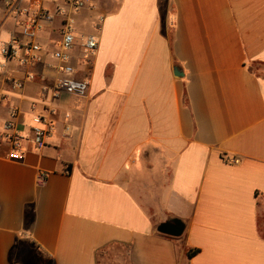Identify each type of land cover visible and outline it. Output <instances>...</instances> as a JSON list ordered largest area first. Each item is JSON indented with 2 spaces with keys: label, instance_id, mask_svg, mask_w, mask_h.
I'll return each instance as SVG.
<instances>
[{
  "label": "crops",
  "instance_id": "crops-1",
  "mask_svg": "<svg viewBox=\"0 0 264 264\" xmlns=\"http://www.w3.org/2000/svg\"><path fill=\"white\" fill-rule=\"evenodd\" d=\"M90 2L84 97L53 98L43 64L0 69V131L12 107L25 136L48 108L56 126L21 160L0 149V264H264V0ZM176 219L182 236L158 231Z\"/></svg>",
  "mask_w": 264,
  "mask_h": 264
},
{
  "label": "built area",
  "instance_id": "built-area-1",
  "mask_svg": "<svg viewBox=\"0 0 264 264\" xmlns=\"http://www.w3.org/2000/svg\"><path fill=\"white\" fill-rule=\"evenodd\" d=\"M90 0H0V11L3 14L2 23L13 22L18 32L10 33L8 40L0 44V69H6L9 62H16L21 67H34L43 64L55 72L56 80L53 87V98L62 95L84 97L88 85L76 78L77 66L84 64L91 67L99 49V38L89 35L78 43L76 38V17L85 10H94ZM61 19L60 40L57 49L50 54V61L45 60V50L39 42V36L54 26L56 19ZM104 20L99 17L98 23ZM96 28H99L97 25ZM1 36V31H0ZM27 82L45 79L33 72H27ZM24 83L12 81V88L21 90ZM44 91H47L45 87ZM20 110L17 107L9 109V119L0 131V149L8 147L9 157L21 160L24 157L23 143L32 144L37 149L45 148L48 140L56 131L51 116L53 108L46 109V114L33 117L34 126L31 137L23 135L16 127ZM70 128L66 127V131ZM228 163L238 164L240 159H227Z\"/></svg>",
  "mask_w": 264,
  "mask_h": 264
},
{
  "label": "water",
  "instance_id": "water-1",
  "mask_svg": "<svg viewBox=\"0 0 264 264\" xmlns=\"http://www.w3.org/2000/svg\"><path fill=\"white\" fill-rule=\"evenodd\" d=\"M175 74L178 76H184V73L178 67L175 68ZM158 231L161 234L171 237H180L184 233V224L180 220L176 219L172 222L162 223L159 225Z\"/></svg>",
  "mask_w": 264,
  "mask_h": 264
},
{
  "label": "rangeland",
  "instance_id": "rangeland-1",
  "mask_svg": "<svg viewBox=\"0 0 264 264\" xmlns=\"http://www.w3.org/2000/svg\"><path fill=\"white\" fill-rule=\"evenodd\" d=\"M76 29V28H75ZM8 40V32H7V30H3L2 31V34H1V36H0V44L2 43V42H6Z\"/></svg>",
  "mask_w": 264,
  "mask_h": 264
},
{
  "label": "trees",
  "instance_id": "trees-1",
  "mask_svg": "<svg viewBox=\"0 0 264 264\" xmlns=\"http://www.w3.org/2000/svg\"><path fill=\"white\" fill-rule=\"evenodd\" d=\"M195 252H197V251H190L189 255L191 256V255L195 254Z\"/></svg>",
  "mask_w": 264,
  "mask_h": 264
}]
</instances>
